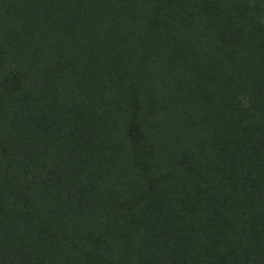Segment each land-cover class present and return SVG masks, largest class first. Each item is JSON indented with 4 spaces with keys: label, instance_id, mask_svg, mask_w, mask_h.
Returning a JSON list of instances; mask_svg holds the SVG:
<instances>
[{
    "label": "trees",
    "instance_id": "16d2710c",
    "mask_svg": "<svg viewBox=\"0 0 264 264\" xmlns=\"http://www.w3.org/2000/svg\"><path fill=\"white\" fill-rule=\"evenodd\" d=\"M0 264H264V0H0Z\"/></svg>",
    "mask_w": 264,
    "mask_h": 264
}]
</instances>
